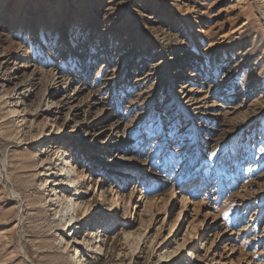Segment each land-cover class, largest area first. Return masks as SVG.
Here are the masks:
<instances>
[{
    "label": "rangeland",
    "instance_id": "rangeland-1",
    "mask_svg": "<svg viewBox=\"0 0 264 264\" xmlns=\"http://www.w3.org/2000/svg\"><path fill=\"white\" fill-rule=\"evenodd\" d=\"M65 193L87 264H264V0H0V264H76Z\"/></svg>",
    "mask_w": 264,
    "mask_h": 264
},
{
    "label": "bare ground",
    "instance_id": "bare-ground-1",
    "mask_svg": "<svg viewBox=\"0 0 264 264\" xmlns=\"http://www.w3.org/2000/svg\"><path fill=\"white\" fill-rule=\"evenodd\" d=\"M12 104L16 105V107H18L19 104L23 105L22 96H20L19 93L15 94V97H14V100L12 101ZM50 107L56 109L55 112L53 111L55 115H58L60 113L61 109H58L59 104L51 102ZM8 109H6L4 111L3 117L5 119L6 118L11 119L12 117H15V115L19 114L18 109H15V108L14 109L10 108V110H8ZM76 116H77L76 114H73L72 115L73 119H71V121H74L75 127H78L79 121L76 119ZM56 120H57V118H56ZM96 131H97L96 134H101L103 130L101 127H98ZM52 134H55V135L59 134V127L58 126L56 128V131L53 132ZM49 137H54V136H49ZM55 150H59V147ZM59 154H61L60 159H61L62 164L58 166L59 167V173H58L59 175L56 178L62 179V183L64 185V188L69 190L71 193L74 191H76V192L79 191L80 185H82V183H84V175L82 174L81 170L78 167L74 166V164L69 160V158H68L69 156H68L66 151H64L63 153H60V151H58V152L55 151V155L59 156ZM64 155H65V157L63 158ZM50 165L52 166V164H50V163L45 165V166H48L49 168L45 169V172H48V173L43 174V175H47L48 177H50V176L52 177V175L54 176V173H53L54 171H52ZM4 167L5 166H3V168ZM40 168L44 169L43 164H41ZM96 179H98V181L95 183V186L97 184H99L100 182H102V180H100L99 177ZM53 182L55 183L56 181H53ZM50 185H52L51 178H47L45 188H48V186H50ZM92 189H93V186H91L90 190H92ZM55 190L56 189H52V191L55 192V196L56 197L60 196L59 192L57 193V190L56 191ZM13 194H14L15 198H18V195L15 192ZM92 194L93 193H88L86 197H91V198L94 197ZM49 196H48V199L50 200L49 202H54V199L52 200L51 199L52 197L50 198ZM186 196H187V194L184 195L183 201H186L185 200ZM79 197H80V195H79ZM81 197H82V195H81ZM62 198L63 199H61V197H59V199H57L58 203L60 205L57 208V213H56L57 222L61 223L60 224L61 227H60L59 231L61 232V234H63V236L61 235L62 244L64 243L67 249L69 247H73L75 249L74 250L75 253L71 256V258L76 264H87L86 260H83L85 258L84 249L89 248L88 244H90V243L86 237H84V238L81 237L80 230L78 231L77 229H78L79 221H82L83 219L84 220L87 219V218H83V217H86L88 215V206L91 204L89 202L88 203L79 202V199H77V200L73 199V197H71L69 194H66V193L64 194V196ZM99 199H100V201H105L104 200V194H101L99 196ZM62 201H63V203H62ZM117 203H118V201L115 198H113L112 199V205H113L112 209L118 208ZM110 212H113V211H110ZM105 213H109V211L107 210V211H105ZM180 218H181V213L178 215V218L176 220L177 224L180 222ZM148 229H150V227H148ZM142 236H143V234H142ZM98 237L100 238V236H98ZM65 238H67V239H65ZM97 243L99 244V245H97L98 246L97 251L100 253L104 252L105 240H103V241L98 240ZM143 243L144 244L147 243V241H145V237H144ZM179 246L183 248L186 245L180 244ZM171 254L172 253H170L169 251H165L164 255H162L161 257L159 256L160 261H167L169 258L172 257V255L174 253L172 255ZM194 255H195V253H194ZM187 256H188V254H187ZM194 257L196 258V256H194ZM175 263L177 264V262H175Z\"/></svg>",
    "mask_w": 264,
    "mask_h": 264
}]
</instances>
